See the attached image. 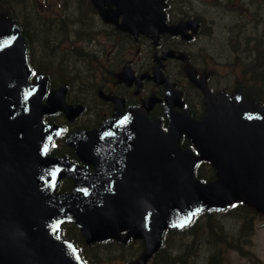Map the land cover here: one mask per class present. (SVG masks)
Here are the masks:
<instances>
[{
    "label": "water",
    "instance_id": "1",
    "mask_svg": "<svg viewBox=\"0 0 264 264\" xmlns=\"http://www.w3.org/2000/svg\"><path fill=\"white\" fill-rule=\"evenodd\" d=\"M93 2L107 21L122 16L120 28L134 35L156 6L155 0ZM106 3L117 7L112 17L107 18ZM26 53L17 22L0 18V264H86L61 235L67 223L82 231L88 245L113 238L144 240L137 264H146L167 229L185 228L201 212L243 202L264 214V106L241 90L207 97L201 120L167 110V133L158 121L130 109L99 130L70 137L68 144L81 159L96 166L89 172L66 158L47 156L61 129L45 126L42 117L60 110L69 114V108L64 88L50 92L43 103L47 79L29 84ZM183 135L197 154L180 147ZM203 160L216 169V180L195 177ZM64 176L75 180L74 189L56 194Z\"/></svg>",
    "mask_w": 264,
    "mask_h": 264
},
{
    "label": "flooded vegetation",
    "instance_id": "2",
    "mask_svg": "<svg viewBox=\"0 0 264 264\" xmlns=\"http://www.w3.org/2000/svg\"><path fill=\"white\" fill-rule=\"evenodd\" d=\"M158 1L163 2V15L149 24L152 17L146 14L147 25L138 36L105 22L92 0H77L81 6L89 5L84 8V15L62 13L57 24L46 31L50 34L46 67L51 70L44 74L48 77V90L65 86L66 102L84 106V113L73 120L63 112L50 116V122L66 129L54 140L55 156L70 153L80 163L66 144V137L97 128L107 118L114 117L116 103L122 105V102L124 109L142 108L151 119L162 122L166 118L167 89L157 74L162 73L181 92L184 103L178 110L189 108L194 116H203L204 93L199 85L207 86L212 93L220 92L228 74L221 70L231 63L227 55L211 53L212 35L240 32L237 27L241 22L253 21L255 3L261 7L262 0H218L215 8L211 0ZM244 6L249 10L246 15ZM66 22L72 23L67 32ZM58 67H66V75L57 77ZM33 71L32 82L36 75L43 74L40 68L36 70L38 74ZM80 71L83 75L76 77ZM238 79L234 85L240 84ZM79 86L86 87L83 90L86 93ZM149 101L153 103L146 106Z\"/></svg>",
    "mask_w": 264,
    "mask_h": 264
},
{
    "label": "rangeland",
    "instance_id": "3",
    "mask_svg": "<svg viewBox=\"0 0 264 264\" xmlns=\"http://www.w3.org/2000/svg\"><path fill=\"white\" fill-rule=\"evenodd\" d=\"M26 2V6L14 7L12 11L31 30L32 34L29 37L34 61L42 71L47 72L51 69L44 66L48 61V51L50 50L47 41L50 34H47L46 31L57 24V17L65 13L66 10L69 15L79 14L81 16L80 6L76 0H26ZM217 2L218 0H211L214 8L217 7ZM2 3L0 0V7ZM255 5L252 12L255 14L251 16L253 21L241 22L240 27H237L241 29L240 32H233L229 36L219 32L212 35L211 53L213 51L214 53H223L231 61L227 67L221 70L224 75L228 73L223 88L235 86L233 83L238 79L237 74L243 88L246 87V90H250L248 87L255 86L248 84L255 80V75L260 70L255 59L264 48V1H261V7L257 3ZM219 8L218 5L217 9ZM244 9L246 15L249 11L248 6H244ZM65 25L64 29L67 32L72 23L66 22ZM66 73V67H58L57 77H63ZM76 74V77H80L83 75V71ZM79 88L80 91L86 93L83 91L86 87L79 86ZM203 171L204 169L201 170V172ZM212 216H214L213 220L208 221V216L203 215L196 226L201 225L206 228V231L213 228L211 239L209 238L208 242L219 241L222 244L221 264H264V215L257 212L245 213L236 208L229 213H217ZM215 230H222V234H217ZM229 240L237 243V246L229 245ZM208 242L205 246L202 245V242H194V239L190 240V238L184 242L180 235L170 233L167 235L165 247L172 254L181 253L192 247L194 250L190 254L191 264H208V260L214 254V249ZM85 253L97 264H134L139 256L138 249L132 244L119 246L109 243L87 249Z\"/></svg>",
    "mask_w": 264,
    "mask_h": 264
},
{
    "label": "trees",
    "instance_id": "4",
    "mask_svg": "<svg viewBox=\"0 0 264 264\" xmlns=\"http://www.w3.org/2000/svg\"><path fill=\"white\" fill-rule=\"evenodd\" d=\"M5 8V7H4ZM5 10V9H4ZM5 14H9L12 17H15L13 11H6ZM26 35V33H25ZM27 38V36H26ZM28 40V38H27ZM262 83L257 86L254 90L248 91L249 95L255 97L258 101L264 104V65L262 67V77H261ZM202 166V165H201ZM200 168V167H199ZM197 170L196 176L205 181L212 180L214 178V171L213 169L209 168L208 170H205V172L201 173V171ZM237 206H240L241 209H243L242 212L248 213L250 212L249 209L245 205L239 204ZM213 214L209 213L208 215V221L213 220ZM245 215V214H243ZM247 220L245 219V222ZM189 229V230H188ZM187 231H178V234L181 233V240L185 242L187 238H190V240L194 239V242H202V245L205 246L207 242L209 241V238L211 239L213 228L210 229V231H206V228H203L201 225H197L194 223L190 228H188ZM223 230V229H222ZM222 230L218 231L215 230L217 234H222ZM175 233V232H170ZM176 234V233H175ZM186 235V236H185ZM64 236L73 242H75L78 246L84 245L83 237L81 233L74 227H68V231L64 234ZM210 246L214 249V254L211 255V258L208 260V264H221V260L223 257L222 244L218 241L216 243L208 242ZM185 244V243H184ZM229 245L231 246H237V243H233L231 240H229ZM81 247V246H80ZM194 250L192 247H189L188 249H185L181 253L178 254H172L169 250H166V247H162L161 250L156 255V264H191V252Z\"/></svg>",
    "mask_w": 264,
    "mask_h": 264
}]
</instances>
